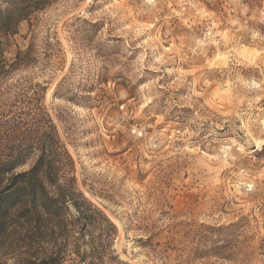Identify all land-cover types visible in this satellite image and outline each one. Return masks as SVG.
Instances as JSON below:
<instances>
[{"label": "rangeland", "instance_id": "rangeland-1", "mask_svg": "<svg viewBox=\"0 0 264 264\" xmlns=\"http://www.w3.org/2000/svg\"><path fill=\"white\" fill-rule=\"evenodd\" d=\"M17 52L0 157L55 138L101 214L72 245L10 221L0 264H264V0H49Z\"/></svg>", "mask_w": 264, "mask_h": 264}, {"label": "trees", "instance_id": "trees-1", "mask_svg": "<svg viewBox=\"0 0 264 264\" xmlns=\"http://www.w3.org/2000/svg\"><path fill=\"white\" fill-rule=\"evenodd\" d=\"M48 3L49 0H0V76L9 75L23 64L19 52L14 59L7 58L9 49L20 24ZM57 145L53 138L49 150H43L37 161L23 171L17 169L27 163L26 152L0 157V232L8 222H14L22 245H40L49 233L53 244L58 245L61 237L63 245H72L73 228L80 226L79 235L84 237L93 227L92 217L101 214L83 196L77 199L62 173L63 155Z\"/></svg>", "mask_w": 264, "mask_h": 264}, {"label": "bare ground", "instance_id": "bare-ground-1", "mask_svg": "<svg viewBox=\"0 0 264 264\" xmlns=\"http://www.w3.org/2000/svg\"><path fill=\"white\" fill-rule=\"evenodd\" d=\"M261 148H262V146H258V147H257V150H260Z\"/></svg>", "mask_w": 264, "mask_h": 264}]
</instances>
